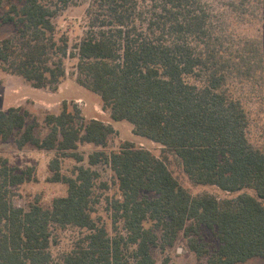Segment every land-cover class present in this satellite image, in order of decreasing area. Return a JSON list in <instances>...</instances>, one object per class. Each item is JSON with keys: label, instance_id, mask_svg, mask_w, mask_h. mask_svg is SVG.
<instances>
[{"label": "trees", "instance_id": "trees-1", "mask_svg": "<svg viewBox=\"0 0 264 264\" xmlns=\"http://www.w3.org/2000/svg\"><path fill=\"white\" fill-rule=\"evenodd\" d=\"M3 3L8 9L2 23L15 28L0 41L3 71L55 92L67 77L66 58H77V83L100 95L111 119L130 122L134 134L174 152L194 184L231 193L252 189L256 196H193L165 161L125 142L118 151H95L89 158L92 166L109 165L123 195L112 208L126 236H110L93 217L99 173L78 166L75 177L64 176L61 159L82 162L79 145L107 147L115 129L96 119L86 122L74 103L64 102L59 114L46 116L49 132L41 138L29 110L12 107L0 111V141L15 137L20 149L54 151L51 181L67 184L68 193L50 209L16 207V189L38 178L33 167L20 169L0 156V264H51L53 232L68 227L86 233L60 264H156L153 247L174 246L182 232L192 252L209 256L208 264L264 259V154L247 138L243 105L224 90L256 70L252 58L259 48L250 40L235 43L206 0H92L74 53L67 36L57 37L53 21L69 0ZM202 227L218 241L210 255L197 236Z\"/></svg>", "mask_w": 264, "mask_h": 264}, {"label": "rangeland", "instance_id": "rangeland-1", "mask_svg": "<svg viewBox=\"0 0 264 264\" xmlns=\"http://www.w3.org/2000/svg\"><path fill=\"white\" fill-rule=\"evenodd\" d=\"M206 1L211 3L216 12L222 15V23L232 33L234 37L232 40L235 43L239 44L240 40H250L251 44L259 48L260 54H254L252 58L253 67L256 70L245 77H235L225 86L224 90L243 105L249 118L247 138L254 150L264 154V0ZM91 3L92 0H69L68 5L61 9L53 19L57 37L67 36L69 38L71 53L76 51V44L86 33L87 11ZM7 9L8 3L0 5V41L15 32L13 25L2 23L1 17ZM77 62V58L70 56L66 58L67 77L63 82L67 81L70 87L60 95L49 89H35L22 77H10L0 68V111H7L12 105L29 110L31 114L29 122L31 123L33 120L38 122L39 127L36 129V134L41 138L49 132L45 123L46 116L49 113L59 114L63 109L64 102L74 103L81 110L86 122L96 117L101 121L111 123L115 133L109 137L107 147H99L90 143L80 144L78 153L83 156L82 162L73 158L61 159V174L64 176L75 177L74 173L78 166L90 167L99 173L94 187L95 197H99V202L95 205L93 217L99 224L107 227L110 236H126L123 223L114 221L112 208V201L123 200V195L118 180L109 165L100 162L92 166L89 163V158L95 151L103 150L107 153L118 151L125 142H132L138 148L149 150L156 157L165 161L173 176L193 196L208 193L219 200L235 199L244 193L256 196L252 189L231 193L223 191L217 186L194 184L185 173L180 158L174 152L167 151L161 144L150 139L134 134V126L130 122L115 121L111 119L108 111L102 112L104 110L100 95L77 83ZM14 93H17L20 98H28L17 101L18 96ZM76 98L83 99L82 103H78L79 100L76 102L74 100ZM0 156L7 158L10 165L20 169L33 167L38 178L37 182L29 181L16 189L17 195L13 199L16 207L29 210L32 205L39 204L44 209H50L55 198L67 195V184L51 181L53 171L50 164L56 158L54 151L41 150L33 145H27L20 149L15 137H12L6 142L0 141ZM152 225V222L148 223V226ZM85 233V230L76 227L55 229L50 248L51 264H60L64 255L76 247ZM197 236L201 244H205L208 248L209 255L218 247V241L211 230L202 227ZM152 254L156 264H208L209 259L208 255L198 257L190 250L188 239L183 232L180 233L174 246L163 247L159 244L153 247ZM245 264H264V259L253 258Z\"/></svg>", "mask_w": 264, "mask_h": 264}, {"label": "crops", "instance_id": "crops-1", "mask_svg": "<svg viewBox=\"0 0 264 264\" xmlns=\"http://www.w3.org/2000/svg\"><path fill=\"white\" fill-rule=\"evenodd\" d=\"M5 72V71H4ZM9 74V73H8ZM10 75V77L11 76H17V75H12V74H9ZM20 77V76H19ZM68 87H70V86H68V82L67 81H65V82H63V83H61L60 84V86H59V88H58V90L56 91L57 92V94L58 95H60V94H62L63 93V91H65V89H67ZM36 89V88H35ZM14 95H16V96H18V98L16 99L17 101H19L20 99H23V98H28V97H23V98H20V96L17 94V93H14ZM24 95V94H23ZM76 102L79 100H83V99H81V98H76V99H74ZM23 101V100H22ZM20 106V105H19ZM12 107H16L17 108V106H14V105H12L10 108H12ZM9 108V109H10ZM103 113L105 112V111H102ZM98 113V112H97ZM99 114V113H98ZM100 115V114H99ZM92 119H96V120H100V119H98V118H96V117H94V118H92ZM91 120V119H90ZM101 121V120H100ZM102 122H104V123H106V124H109V125H111V123L110 122H108V121H102ZM112 126V125H111ZM113 127V126H112ZM114 128V127H113ZM134 129V128H133Z\"/></svg>", "mask_w": 264, "mask_h": 264}, {"label": "built area", "instance_id": "built-area-1", "mask_svg": "<svg viewBox=\"0 0 264 264\" xmlns=\"http://www.w3.org/2000/svg\"><path fill=\"white\" fill-rule=\"evenodd\" d=\"M78 103H82V101L80 100V101H78Z\"/></svg>", "mask_w": 264, "mask_h": 264}]
</instances>
